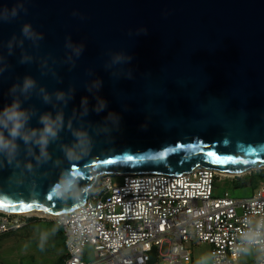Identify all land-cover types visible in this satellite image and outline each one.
<instances>
[{"label": "water", "instance_id": "1", "mask_svg": "<svg viewBox=\"0 0 264 264\" xmlns=\"http://www.w3.org/2000/svg\"><path fill=\"white\" fill-rule=\"evenodd\" d=\"M15 2L0 0V8ZM25 7L26 14L0 24V41L19 36L29 22L44 39L38 50L26 41L25 50L54 57L61 82L42 75L35 61L19 64L16 49L0 77V108L11 102L9 87L31 75L49 92L75 87L65 119L82 97L89 101L87 120L102 122L109 111L120 116L119 131L97 137L89 157L71 162L83 173L81 184L93 185L102 173L175 175L205 167L239 174L264 168V0H26ZM139 28L147 32L137 35ZM68 37L84 45L75 66L65 62ZM117 51L132 57L125 65L132 69L130 80L104 68ZM0 52L7 56L6 48ZM97 79L103 86L93 96L84 84ZM95 97L107 102L99 114L91 111ZM29 105L55 111L35 96L23 103ZM31 124L39 126L35 118ZM60 137L73 139L67 131ZM49 151L63 159L56 144ZM58 173L51 162L23 178L0 168V212L57 215L82 204L87 195L78 203L55 198L50 185Z\"/></svg>", "mask_w": 264, "mask_h": 264}, {"label": "built area", "instance_id": "2", "mask_svg": "<svg viewBox=\"0 0 264 264\" xmlns=\"http://www.w3.org/2000/svg\"><path fill=\"white\" fill-rule=\"evenodd\" d=\"M100 174L79 206L53 218L0 212V234L33 217L53 221L64 235L58 264H190L188 243H208L210 264H257L233 250L247 218L264 215V178L250 197L213 193L216 170L197 167L170 175L158 172ZM95 252L85 261L86 247Z\"/></svg>", "mask_w": 264, "mask_h": 264}, {"label": "clouds", "instance_id": "3", "mask_svg": "<svg viewBox=\"0 0 264 264\" xmlns=\"http://www.w3.org/2000/svg\"><path fill=\"white\" fill-rule=\"evenodd\" d=\"M25 3L26 0H16L12 7L9 8L6 5L0 8V24L10 23L21 13L26 14ZM77 14L73 13V15ZM146 32L147 29L139 28L137 35ZM43 39L42 33L36 31L29 22H24L21 25L19 36L13 34L6 42L0 41V48L7 49V56L0 52V77L11 67L8 57L14 56L15 50L19 49V64H31L35 61L42 75L50 73L58 82H61V78L52 67L56 63L54 57H40L25 50L26 41L38 50L40 41ZM65 48V62L75 66L76 59L80 57L84 45H76L68 37L65 40ZM131 60V55L124 52H110L104 68L114 78L123 77L130 80L133 78V72L125 65L131 63ZM88 75L93 76L91 69L88 70ZM102 86L101 79L91 83L86 81L84 84L86 91L93 96ZM8 94L11 96V102L0 108V168L7 167L11 169L13 177L23 178L25 172L34 173L42 165H48L51 162V168L59 169L56 180L50 185V191L55 198L62 203L80 202L92 192L93 186L90 183L81 184L83 173L72 167L71 162L89 157L97 137H111L114 130L119 131L120 116L109 111L102 122L93 123L86 119L90 111L89 101L87 97H82L79 109L73 108L71 114L65 119L64 109L74 99L75 87L69 85L66 91L55 89L49 92L31 75H24L19 82L13 83L8 89ZM33 96L42 103L51 105L55 110L54 113L52 111L39 112L34 105L24 107L23 103ZM95 98L96 103L91 111L99 114L105 111L107 102L99 97ZM33 118L39 126H32ZM73 121L76 122L75 125ZM142 127L146 128L147 125H142ZM64 131L71 134L73 139L70 143L61 140L60 134ZM52 144L57 145L63 154V159L53 157L50 153L49 146ZM65 161L69 162L68 167L63 166ZM42 174L47 176L48 172ZM49 235L48 232L40 234V247L44 246ZM233 250L237 256H253L257 264H264V215H260L258 219L247 218L244 221ZM197 264H205V258H201Z\"/></svg>", "mask_w": 264, "mask_h": 264}, {"label": "rangeland", "instance_id": "4", "mask_svg": "<svg viewBox=\"0 0 264 264\" xmlns=\"http://www.w3.org/2000/svg\"><path fill=\"white\" fill-rule=\"evenodd\" d=\"M264 168H252L239 174L219 175L215 180L213 193L221 195L225 191L237 198L250 197L259 181L257 175ZM234 176H254L252 181L244 186L233 187L229 182ZM114 181L120 182L121 175H112ZM42 232L50 233L43 247L39 245ZM192 255L190 264H197L205 258V264H210V245L208 243H188ZM85 261H92L95 252L92 247H86ZM65 256L64 235L61 227L51 220L32 219L23 227L0 234V264H57L60 257Z\"/></svg>", "mask_w": 264, "mask_h": 264}, {"label": "trees", "instance_id": "5", "mask_svg": "<svg viewBox=\"0 0 264 264\" xmlns=\"http://www.w3.org/2000/svg\"><path fill=\"white\" fill-rule=\"evenodd\" d=\"M259 178L261 177L262 179L264 178V170L259 173L257 175ZM254 178V176H234V178L232 180H230L229 182L231 183V185L233 187H240V186H244L248 183H250L252 181V179ZM217 179V178H216ZM215 184V183H214ZM32 219H39V218H35L33 217ZM63 259V256L60 257L57 261V264Z\"/></svg>", "mask_w": 264, "mask_h": 264}, {"label": "bare ground", "instance_id": "6", "mask_svg": "<svg viewBox=\"0 0 264 264\" xmlns=\"http://www.w3.org/2000/svg\"><path fill=\"white\" fill-rule=\"evenodd\" d=\"M217 173L219 175H225V174H227L225 172H218V171H217ZM228 174H230V173H228ZM23 213L31 214V215H36V216H39V217H45V218H53V217H55V215H49V214H46L44 212H23Z\"/></svg>", "mask_w": 264, "mask_h": 264}, {"label": "snow or ice", "instance_id": "7", "mask_svg": "<svg viewBox=\"0 0 264 264\" xmlns=\"http://www.w3.org/2000/svg\"><path fill=\"white\" fill-rule=\"evenodd\" d=\"M209 155H212V153H209ZM127 159H131V157H127ZM105 163H108V161H105ZM24 207V206H22ZM27 207H31V205H28Z\"/></svg>", "mask_w": 264, "mask_h": 264}]
</instances>
